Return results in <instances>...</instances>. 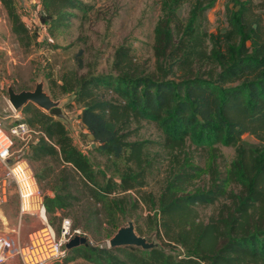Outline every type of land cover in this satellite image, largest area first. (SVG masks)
Instances as JSON below:
<instances>
[{
  "label": "trees",
  "instance_id": "trees-1",
  "mask_svg": "<svg viewBox=\"0 0 264 264\" xmlns=\"http://www.w3.org/2000/svg\"><path fill=\"white\" fill-rule=\"evenodd\" d=\"M215 2L161 0L153 71L122 44L107 74L79 75L85 68L79 52L76 70L64 72L59 83L47 78L69 97L68 105L80 108L78 119L95 144L91 152L105 158L103 166L91 164L60 119L31 103L20 109L28 116L23 123L41 133L21 156L34 178L40 183L54 172L39 169L45 160L60 167L53 195H43L51 224L80 201L73 193L77 190L94 207L92 217L101 214L111 226L127 215V206L134 211L142 203L154 212L147 220L160 245L111 249L87 239L58 263L264 264V0H226V28L216 34L206 29V13ZM0 4L11 33L28 48L36 36L14 0ZM185 4L189 12L183 22L178 11ZM39 5L49 40L68 33L78 14L92 11L83 0H39ZM143 123L160 131L159 141L138 139ZM219 147L234 149L228 170L221 176L212 168L211 185L192 190L202 173L191 160L192 151L212 154ZM156 160L166 168L155 198L143 188ZM216 205L206 223L199 220L198 207ZM135 233L142 236L139 227ZM174 247L182 252H171Z\"/></svg>",
  "mask_w": 264,
  "mask_h": 264
},
{
  "label": "rangeland",
  "instance_id": "rangeland-1",
  "mask_svg": "<svg viewBox=\"0 0 264 264\" xmlns=\"http://www.w3.org/2000/svg\"><path fill=\"white\" fill-rule=\"evenodd\" d=\"M253 1L258 2V0ZM83 2L90 3L92 11L86 15L78 14V17L72 21V27L68 33L50 40L33 38L28 48L22 47L11 33L6 13L0 4V118L5 129H8L15 121L26 122L28 116L21 110L12 112L11 109L13 108L9 104L7 90L13 88L16 93L34 91L35 86L41 83L43 92L61 110L64 118L60 120L65 124L74 145L86 154L91 164L97 169L103 166L106 161L99 154L91 152L95 144L78 119L80 108L76 104L68 105L70 103L69 97L60 94L56 87L50 85L47 78L50 77L51 80L59 83L64 72L76 70L75 58L79 52H81V59L85 64L84 69L78 70L79 75L88 73L107 74L109 73L113 52L116 47L122 44L132 49L137 63L147 71H153L155 68L152 50L154 44L153 32L161 16V0H83ZM14 3L18 14L26 23L28 22V11H24L22 8L24 3L30 4L28 5L30 11L37 10L38 15L41 14L39 0H14ZM225 5L226 0H216L214 7L207 11L208 24L206 29L209 33L216 34L225 30ZM188 12V4L182 6L178 11V16L183 22L186 20ZM42 111L48 113L45 110ZM15 115L19 116L18 119L14 118ZM32 129L39 132L37 128ZM138 135L139 140L149 142L159 141L161 138L160 131L153 124L147 123H143ZM244 140L250 141V138L245 136ZM150 146L154 147L153 145ZM21 147L22 143L16 141L9 163L23 154L22 152L25 150L21 151ZM156 150L154 149V151ZM192 152L191 156L193 158L191 160L193 164L199 166L202 170L200 176L194 180V189L192 190L202 187L208 188L213 178L209 174L210 170L215 168L223 176L234 157V149L225 147H219L212 154L200 151ZM156 163H159V161L156 160ZM37 166H40L39 169L46 167L54 170L48 178H42L40 183L35 179L41 194L50 196L57 187H55V179L59 175L60 167L51 160H45ZM165 168V163L160 162L156 169L154 167L152 173H148L147 183L143 191L152 193L155 198L160 194L165 179ZM3 178V171L0 168V184ZM73 193L81 198L80 201L73 208L60 212L58 220L53 224L45 214L47 225L55 233L59 231L61 219L69 218L75 228L81 229L86 234V239L91 244L109 248V240L120 228L126 227L131 222L134 228L139 227L142 230V236L140 237H143L149 243L161 244L155 238L154 231L151 230L154 228L153 225L150 226L147 220V217L153 216L154 212H150L142 203L134 211L131 210L130 206H127V215L120 218L115 226H111L101 214L92 217L91 213L95 209L90 205L91 203L86 196H83L79 190H77V193L76 191H73ZM131 196L135 197L132 193ZM196 211L199 220L206 223L208 218L217 212V205L198 207ZM32 218L33 222L37 217ZM18 221L19 203L16 188L12 182L6 180L4 193L0 192V236L17 231ZM165 250L169 251V248H165ZM170 251L174 253L182 252L179 247L171 248ZM67 264L89 263L76 260Z\"/></svg>",
  "mask_w": 264,
  "mask_h": 264
},
{
  "label": "built area",
  "instance_id": "built-area-1",
  "mask_svg": "<svg viewBox=\"0 0 264 264\" xmlns=\"http://www.w3.org/2000/svg\"><path fill=\"white\" fill-rule=\"evenodd\" d=\"M28 5L30 4L24 3L22 6L24 11H28L27 29L30 33L35 34L37 39H48L46 26L41 23L37 10L30 11ZM11 110L12 112H16V110ZM18 117V115L14 116L15 119H18ZM15 122L8 129H5L2 126L0 118V168L4 176L0 184V192L2 194L4 193L6 180L12 182L16 188L18 197L19 215L42 218L41 215L43 214L44 225L40 229L30 232L25 244H20L11 236L1 235L0 264H5L12 259H19L21 264H50L61 262L67 257L68 250L66 249V245L74 237L86 238V234L81 229L75 228L69 218H63L60 221L58 233H55L47 225L43 195L37 188L36 180L28 161L21 157L23 156L22 154L9 163L16 141L22 143L21 151L27 150L29 146L37 141L41 133L34 131L26 123Z\"/></svg>",
  "mask_w": 264,
  "mask_h": 264
},
{
  "label": "water",
  "instance_id": "water-1",
  "mask_svg": "<svg viewBox=\"0 0 264 264\" xmlns=\"http://www.w3.org/2000/svg\"><path fill=\"white\" fill-rule=\"evenodd\" d=\"M8 101L12 108L16 111L20 110L28 103L33 104L40 110H45L50 116L58 119H63L61 110L57 107L49 96L43 92V85L41 83L35 86L34 91H21L16 93L13 88L7 90ZM87 239L84 237H74L67 245L66 249L69 251L73 248L85 245ZM109 248L115 249L120 247H137L142 250H150L157 245L147 242L143 237L135 233L133 223L129 222L126 227L120 228L116 234L108 242Z\"/></svg>",
  "mask_w": 264,
  "mask_h": 264
},
{
  "label": "crops",
  "instance_id": "crops-1",
  "mask_svg": "<svg viewBox=\"0 0 264 264\" xmlns=\"http://www.w3.org/2000/svg\"><path fill=\"white\" fill-rule=\"evenodd\" d=\"M52 195H50V196H52ZM28 216L29 215H22V216L19 215L17 231H13L12 234H5V235L13 237L20 244H25L27 241L28 234L32 231L40 229L44 225L43 216H42V218L37 217L35 220L36 222L34 220L32 222V219H33L32 217H34V216H30L31 218L29 217V219H28ZM31 227H33V228H31ZM54 263H58V262H54ZM54 263H50V264H54ZM7 264H21V263H20L19 259H12V260L7 261Z\"/></svg>",
  "mask_w": 264,
  "mask_h": 264
},
{
  "label": "bare ground",
  "instance_id": "bare-ground-1",
  "mask_svg": "<svg viewBox=\"0 0 264 264\" xmlns=\"http://www.w3.org/2000/svg\"><path fill=\"white\" fill-rule=\"evenodd\" d=\"M41 216H43V214H42ZM43 217H44V216H43Z\"/></svg>",
  "mask_w": 264,
  "mask_h": 264
}]
</instances>
